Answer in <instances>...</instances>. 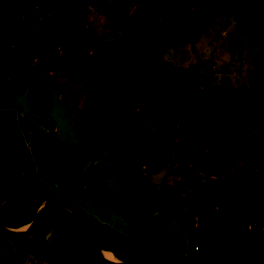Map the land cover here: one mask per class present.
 I'll return each instance as SVG.
<instances>
[{"label":"rangeland","instance_id":"obj_1","mask_svg":"<svg viewBox=\"0 0 264 264\" xmlns=\"http://www.w3.org/2000/svg\"><path fill=\"white\" fill-rule=\"evenodd\" d=\"M211 1L214 14L203 0H73L75 13L64 0L9 1L2 19L10 41L0 34V155L12 153L19 176L8 196L64 194L97 243L108 244L101 234L120 236L137 213L125 183L131 170L147 228L134 264H189L190 247L203 242L192 221L200 213L222 240L211 264H264V41L245 14L221 8L240 0ZM242 1L254 11L264 6ZM81 22L105 35L95 51ZM167 63L184 68L169 74L182 94L159 79ZM222 87L250 93L259 117L238 160L214 177L205 164L211 130L201 125L189 138L192 127L183 122L206 115L209 90ZM168 102L173 115L162 107ZM37 108L47 111L44 119ZM52 123L56 159L42 136ZM33 212L21 205L8 219L19 223ZM48 221L53 237L80 230L62 207ZM43 231L0 236V264H50L43 263ZM77 264L97 263L83 252Z\"/></svg>","mask_w":264,"mask_h":264},{"label":"trees","instance_id":"obj_2","mask_svg":"<svg viewBox=\"0 0 264 264\" xmlns=\"http://www.w3.org/2000/svg\"><path fill=\"white\" fill-rule=\"evenodd\" d=\"M12 1L16 6H25L28 4V0H0V34L5 37L7 41H10L11 33H7L4 28V21L2 16L4 14L5 5ZM207 7H209V13L214 14L218 10V6L212 3L211 0H203ZM222 9H231L236 12L245 14V16L259 28L260 36L264 41V6L259 11H254L245 1H230L221 6ZM17 53L12 51L10 56H15ZM18 55L24 58L27 62L30 60L27 57ZM5 63V60L3 61ZM184 68L176 66L172 63H167L162 72L159 73V79L175 91L181 93V90L176 86L175 80L169 74L182 73ZM186 90L188 94H191L192 89L190 85L185 82ZM182 94V93H181ZM169 109V115H173L172 109L173 103L168 102L162 105ZM39 113V117L44 119L47 116L45 109H36ZM259 112L254 108L253 96L250 93L243 91H237L226 87L210 89L209 101L207 103V114L203 116H197L192 121H185L183 124L190 125L192 127L189 138H192V133L196 128L201 125H206L211 130L212 136H214V145L209 147L205 153V164L209 171V174L214 177H223L232 167L234 162L238 160L241 155L243 143L247 137L250 129L256 126L258 122ZM49 122L46 121V124ZM48 133L42 134L43 141L48 147L53 158L58 156V142L57 131L54 124L50 126ZM11 128L13 126L11 125ZM12 131V130H11ZM81 165L86 161V157L82 158ZM8 163V176L11 180L12 177H18L19 173L12 162V153H9L5 158ZM132 171L130 170L125 183L127 186V194L134 202L137 213L128 222L125 233L120 234H101V237L108 240V244L98 245L101 250L110 252L117 260L125 263L134 264L132 260L135 257L134 246L136 239L140 233L144 232L147 228L145 226V201L143 197L133 190L131 183ZM41 200L37 201L39 204ZM21 222H9L7 226L18 227L21 224H25L31 220V217L25 215L21 218ZM193 222L196 223L199 229L203 242L199 249L190 247L186 256L189 264H211L218 259V245L222 241L219 238H215L212 234V230L209 226V220L206 214L200 213L198 218H193ZM115 245V246H114ZM86 251V249L83 247ZM82 252V251H81ZM81 252L71 253L66 257L61 258L66 261L65 264H77L80 260ZM61 260V261H62ZM251 262V260H250Z\"/></svg>","mask_w":264,"mask_h":264},{"label":"flooded vegetation","instance_id":"obj_3","mask_svg":"<svg viewBox=\"0 0 264 264\" xmlns=\"http://www.w3.org/2000/svg\"><path fill=\"white\" fill-rule=\"evenodd\" d=\"M88 33H89V31H88ZM94 34H96V33H93V36L89 35L92 38V41L94 39ZM96 45H98V40H96ZM7 156L6 155H0V170L2 169V171L0 172V220L4 224L9 223V222H15L14 220L8 219V217L12 216L14 211H16L19 208V206H21V205H24L25 207L32 206V208H34V212H33L32 217H31V220H32V218L34 217V215H35L36 211L38 210L39 206L41 205V203L44 200H46L48 197L56 196V197H59L61 199H65V200L69 201L66 198L67 197L66 195H64V194L60 195V194H56V193L48 194V195L44 196L43 198H39V196L37 194L38 192L34 193V194L29 193V197H27L24 200H22L21 198H19L16 195L9 197L8 191L12 190V188H14L15 184L13 181L14 177H12V179L10 180L9 176H8V171H4V166L2 165L5 162L8 166V163L5 161V158ZM8 169H9V167H8ZM39 199L41 200V202H39V204H37V201ZM72 203L75 204L74 202H72ZM33 204H34V207H33ZM56 207H62V208L68 209L64 205L54 206L51 209L47 219H45L43 221V223L41 224L39 229L34 233H37L38 231H40L44 227V231H43L44 248H43V250H44V253L47 255V257L45 258L46 262L43 260V263L52 264L53 262H56V264H65L66 261L62 260L61 258L66 257L67 255H69L71 253H78L79 251L80 252L82 251L81 252V255H82L83 252H88V251H87L85 244H84L81 229L79 231L76 230L77 233L70 231L67 234V236H57V237L52 236L51 230H52L54 224H53V222L48 221V219L50 217L52 210L55 209ZM79 209H80V207H79ZM29 222H27V224ZM9 227H12V226H9ZM48 236H49V240H50L51 245H52L51 248L48 246V238H46ZM2 238H4V237H2ZM94 238H95V236H94ZM7 240H10V239H7ZM10 241H12V240H10ZM96 243H97V241H96ZM97 245H99V244L97 243ZM83 247L86 249V251L83 249ZM63 250L66 251V254H64L62 256L57 255V253L59 251H63ZM81 255H80V257H81Z\"/></svg>","mask_w":264,"mask_h":264},{"label":"water","instance_id":"obj_4","mask_svg":"<svg viewBox=\"0 0 264 264\" xmlns=\"http://www.w3.org/2000/svg\"><path fill=\"white\" fill-rule=\"evenodd\" d=\"M72 1L73 0H64V3L69 11L75 13L76 11L72 8ZM80 24L84 31L90 30V25L88 23L81 22ZM89 35L93 36V32L89 31ZM104 37L105 35L103 34H94V39L92 41L93 46L91 48L92 51H95L96 47H98V45H96V40L104 39ZM61 50L62 49L58 50V53L61 52ZM56 205H64L77 217L85 247L88 253L91 255V257L97 264H130V263L121 262L116 258L115 259L117 260V262L115 263H111L105 260L102 256L103 250H101L100 247L97 245L96 240L94 238V234L92 232L91 224L86 218L84 212L80 210L79 207L73 204L72 202H69L65 199H61L56 196H50L46 200H44L39 206V209L36 211L32 220L28 224H25L24 225L25 227L22 228L20 231H14V230L21 227L22 225L18 227H9L0 220V236L10 240H16L31 236V234H33L39 229L43 221L47 219L51 209ZM46 238H48V246L51 248L52 245L49 240V236Z\"/></svg>","mask_w":264,"mask_h":264},{"label":"bare ground","instance_id":"obj_5","mask_svg":"<svg viewBox=\"0 0 264 264\" xmlns=\"http://www.w3.org/2000/svg\"><path fill=\"white\" fill-rule=\"evenodd\" d=\"M25 226L22 225L21 227L15 229L14 231H20L22 228H24ZM102 256L105 260H107L108 262L111 263H115L117 262V260L115 259V257L110 253V252H106V251H102Z\"/></svg>","mask_w":264,"mask_h":264}]
</instances>
